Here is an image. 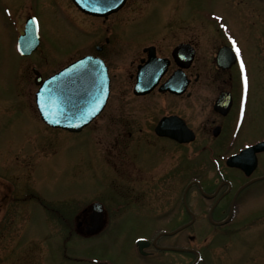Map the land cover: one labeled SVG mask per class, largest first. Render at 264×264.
I'll list each match as a JSON object with an SVG mask.
<instances>
[{"label":"rangeland","instance_id":"374dc122","mask_svg":"<svg viewBox=\"0 0 264 264\" xmlns=\"http://www.w3.org/2000/svg\"><path fill=\"white\" fill-rule=\"evenodd\" d=\"M26 13L36 18L41 44L57 67L92 52L94 44L103 42L108 27L110 97L101 115L80 132L46 131L38 122L32 67L41 60L38 53L23 58L15 47ZM229 36L241 42L251 65L257 114L252 134L256 135L264 132V1L126 0L102 22L81 16L70 0H0V194H10L0 212V264H186L194 260L191 253L169 250L145 258L136 251L140 236L202 249L206 259L201 264H260V258L264 264V247L241 245L243 233H228L215 244L212 234L152 232L163 227L175 230L185 218L177 211L180 204L174 197H151L154 220L140 208H118L116 185H110L104 166V161L110 166L117 160L119 145L132 144L133 138L123 136V131L133 129V78L121 71H132L128 65L136 52L158 44L161 53L168 55L172 45L194 42L193 64L202 71L210 69L209 58ZM125 85L130 92L123 97ZM22 194L25 199L8 202L11 195ZM38 197L44 207L35 200ZM191 199L196 206V198ZM97 200L107 208V224L91 237L76 234L71 229L78 221L74 215ZM191 235L196 239L189 240Z\"/></svg>","mask_w":264,"mask_h":264},{"label":"flooded vegetation","instance_id":"af4514ba","mask_svg":"<svg viewBox=\"0 0 264 264\" xmlns=\"http://www.w3.org/2000/svg\"><path fill=\"white\" fill-rule=\"evenodd\" d=\"M78 12L83 17L100 19L102 22H106L110 16L97 17L80 10ZM29 16L34 15L26 13L21 23V33L25 20ZM104 34L103 42L94 44L93 51L86 54L99 57L110 71L106 61L107 43L109 42L108 27H104ZM232 39L236 41L240 49V59L245 65L248 78L246 97L239 60L236 58L233 63H228L227 60L221 59V65L216 63L218 49L223 45L231 46L229 38L226 43L216 48L214 58H209L210 69L202 71L196 70L193 64L197 54V45L189 41L180 42L189 44L194 49V57L190 66L181 68L187 81L179 84L180 92L162 89V84L172 76L175 70L180 68L176 59L171 55L172 49L180 43L172 45L168 55L161 53L162 49L158 44L148 45L137 51L128 65L131 69L133 67L132 71H121L122 73L129 72L128 77L133 78L130 89L134 99L133 129L123 131V136L133 138L132 144L119 145L116 151L117 160L110 166L108 161H104V166L110 175V185H116V188L113 187L116 190L118 208L128 207L133 211L140 208L141 212L154 220L155 214L151 212L152 208L148 203L150 198L158 194L159 197H174L181 206V210L177 211H180L185 218L176 224L177 226L175 225V230H173L175 232L172 235L181 234L186 230L203 234L205 237L212 234L211 238L214 239V243L219 244L222 237L224 238L228 233L233 235L243 233L239 236H243L241 240L244 244L240 243L241 245L254 248L256 244H259L264 247V132L252 134L256 127L257 114L253 104L255 97L252 93L254 81H252L251 65L241 42L236 37ZM150 52L157 58L167 59L161 60L167 61L166 69L153 87L149 82L152 78L148 77L147 92L140 93L141 88L134 92V85L140 78L141 69L147 66ZM36 53L41 62L36 65L39 70L33 66L32 71L36 69L43 78L57 72L66 64L57 67L55 63L49 61L40 37L36 49L25 58L34 56ZM192 65L193 70L190 72ZM204 65L207 66V64ZM262 73L264 74V65ZM111 80L110 75V93ZM130 91L125 85L123 97ZM216 91L215 97L211 100ZM222 93L227 94L231 101L230 108L225 113L214 108L216 99ZM242 99L244 100L243 114H241ZM108 100L102 111L95 117L96 119L104 111ZM36 113L39 124L46 131L66 132L64 129L47 125L41 120L37 111ZM173 116L180 120L172 119ZM162 119H165V122L158 132L156 128ZM94 121L92 120L80 131L88 128ZM170 129L175 130L181 136V141L167 135L166 132ZM231 157H233L232 163L228 164L227 160ZM9 195L4 192L0 194V212L5 202L7 204L6 198ZM192 196L197 200L196 206L192 203ZM12 199L15 201L24 199V196L23 194L18 197L11 195L8 202ZM39 204L45 206L41 201ZM102 208L104 227L108 221V214L104 205ZM90 214V206L82 208L74 215L78 221L71 229L74 232L85 234L91 225ZM71 229L68 231V236ZM153 231L171 232L172 229L163 227L158 230L152 229ZM164 235L169 236L170 234ZM188 238L194 240L196 236L191 235ZM153 239L154 237H148L150 243L146 246V254L143 255L145 258L152 257L155 251L169 250L180 251L182 254H193L194 260L186 264L205 263L206 258L202 249L177 243L162 244L158 241L160 238L156 240V244H153ZM197 254L199 260H196ZM260 261V264H263L261 258Z\"/></svg>","mask_w":264,"mask_h":264},{"label":"water","instance_id":"95a60500","mask_svg":"<svg viewBox=\"0 0 264 264\" xmlns=\"http://www.w3.org/2000/svg\"><path fill=\"white\" fill-rule=\"evenodd\" d=\"M73 1L77 7L87 13L107 15L117 11L125 0ZM95 9H99V11ZM25 38H29L31 42H34V45L27 47L24 41ZM36 39V24H33V20L29 19L27 21L25 35L19 39L18 48L20 53L28 54L35 47ZM178 54L185 57V61H180L179 64L186 67L190 64L194 52L190 49L186 51L179 46L173 51L174 56ZM221 55L229 59H231L232 56L229 48H222L219 50L217 61H220L219 56ZM153 56L150 55L149 64L151 67H148L145 73L143 72L144 75L140 78V86L142 87L147 84L145 82L146 75L152 78L151 83L154 85L166 69L167 62L164 64L163 68H160ZM217 63L220 65L219 62ZM36 74L37 76L34 80L36 84L41 85L36 93L38 110L42 119L52 126L66 128L70 131H79L99 113L106 102L109 83L107 68L98 58L84 56L71 62L65 68L43 81L40 74ZM179 74L181 73H175L164 87H166V89L175 90L179 79H181ZM145 89L148 88L145 86ZM180 91L181 90L175 92ZM145 92H147V90L140 93ZM219 103H224L225 105L226 100L221 98ZM225 111H227V109ZM169 135L177 138L175 134ZM91 209V227L86 230L87 234H95L100 231L103 226L101 205L99 203H94ZM145 242L144 240H139L137 242L141 252Z\"/></svg>","mask_w":264,"mask_h":264},{"label":"snow or ice","instance_id":"6c2138e0","mask_svg":"<svg viewBox=\"0 0 264 264\" xmlns=\"http://www.w3.org/2000/svg\"><path fill=\"white\" fill-rule=\"evenodd\" d=\"M97 11H99V9H95ZM216 20H221L222 18L219 17V16H216L215 17ZM36 23V20L35 18H33V24ZM221 28L224 27L223 24L220 25ZM229 41L231 43V47H232V50L235 52L236 54V58L237 60H239L240 62V72H241V79H242V84H243V89H244V94H245V97H246V94H247V90H248V78H247V75H246V71H245V65H244V62L242 59H240V49L239 47L237 46L236 44V41L233 40L231 37H229ZM243 109H244V100L242 99V102H241V114H243ZM245 147H248L247 145H245Z\"/></svg>","mask_w":264,"mask_h":264},{"label":"bare ground","instance_id":"6f19581e","mask_svg":"<svg viewBox=\"0 0 264 264\" xmlns=\"http://www.w3.org/2000/svg\"><path fill=\"white\" fill-rule=\"evenodd\" d=\"M262 1H264V0H262ZM96 119V118H95ZM93 121H94V119H93Z\"/></svg>","mask_w":264,"mask_h":264}]
</instances>
